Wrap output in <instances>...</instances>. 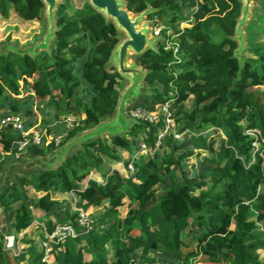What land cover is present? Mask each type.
Here are the masks:
<instances>
[{
	"label": "trees",
	"instance_id": "1",
	"mask_svg": "<svg viewBox=\"0 0 264 264\" xmlns=\"http://www.w3.org/2000/svg\"><path fill=\"white\" fill-rule=\"evenodd\" d=\"M123 1L132 14L150 10L146 18L163 27L156 47L137 58L147 71L139 106L154 111L170 101L176 131L187 129V141L167 134L155 148L161 119L135 121L108 141L81 144L53 168L7 180L0 190V210L10 214L6 232L0 228V264H49L43 260V229L51 232L58 224L79 234L49 244L52 264H159L153 253H168L169 264H264V42H253L256 34L249 33V56L238 54L239 0ZM67 6L56 7L50 50H0V118L18 115L30 129L25 119L33 117L35 101L50 109L51 121L79 117L71 129L64 126V143L114 113L124 81L110 63L122 36L112 21L88 3L73 13ZM44 8L42 0H0L3 19L13 9L23 21L39 20ZM182 22L189 25L180 28ZM166 38L178 46L177 57L164 49ZM215 131L223 135L218 147ZM19 138L8 127L0 129L2 151L13 157ZM142 143L152 153L141 151ZM54 149L29 144L23 155L46 156ZM201 150L209 152L205 166L185 175L186 160ZM117 163L122 170L132 164L133 173L124 175ZM25 188L40 194L33 204ZM56 194L70 195L87 214L90 208L103 211L84 230L77 212L56 214ZM123 205L127 211L120 217ZM7 234L23 247L18 254L4 249Z\"/></svg>",
	"mask_w": 264,
	"mask_h": 264
},
{
	"label": "rangeland",
	"instance_id": "2",
	"mask_svg": "<svg viewBox=\"0 0 264 264\" xmlns=\"http://www.w3.org/2000/svg\"><path fill=\"white\" fill-rule=\"evenodd\" d=\"M66 2L68 5L66 9L70 13H73L74 11L76 12L78 10H81L84 7L85 3H88L87 0H58L57 5L62 4V3H66ZM182 13L184 14L186 12L183 10ZM189 15H192V13L190 12ZM146 16L147 15L143 16L141 23H140V26L148 29L149 41H151L152 45L154 47H156L157 42L161 41V39H162L163 35L160 33V31L163 29V27L162 26H155V22H157V21L156 20H148L146 18ZM250 23H252V27H249ZM179 27L180 28L187 27V24L182 22L179 25ZM240 30H241L240 39L242 41L243 48L238 52V54L240 56H243L244 58H247L249 56V54L245 50V47L247 45V41H248L247 37L249 36V33H253L254 35L256 34V36L252 40L253 42H264V32H263V30H264V0H251L250 8H249V14L246 17V20L244 21V23L240 26ZM47 33H48V21H47V18L45 16V9L43 11L41 18L39 20H33V21L21 20L17 16V14L14 12L13 9L10 10L7 19H3L0 16V50H1L2 46H6V45H15L20 49L34 48V46H36L40 43H43L44 36ZM121 35H122L121 36V40H122L125 38V35L124 34H121ZM53 41H54V38H51L50 40H48V42H49L48 43V50H50L52 48ZM137 58H138L137 56L130 53L129 60L131 62H133V63L136 62L139 64ZM126 85H127V80L124 79L123 84H122L123 88ZM142 85L144 86V88H142V90L140 92V96L133 101L132 107L125 110V113L127 115H128V112L130 109H132L134 107L135 108L140 107L139 103L143 99L145 89L147 88V85L145 82H143ZM45 108L46 107H45L44 103H36V101L33 102L32 103V110H33L34 115H33V117H31L30 120L29 119H25V120L26 121L28 120L31 123L33 122L32 123L33 126L30 129H33L34 131H38L42 135H46V133L56 134V132L53 131V128H55L58 124L65 126L66 125L65 122H67V120L69 119V116H67V117L61 116L58 119V121L57 120L51 121V120H49V117L44 110ZM157 108H158V106L155 108V110H156L155 112H157ZM47 110L50 111L49 108H47ZM36 117L40 118V120H41V122L37 126H36V124H37ZM112 118H113L112 115L105 117L101 120V123L110 121ZM78 120H79V117H77V119L75 118L74 123H77ZM59 121H60V123H58ZM52 122H53V125H52ZM50 123H51V125H50ZM161 123H162V120H161ZM216 133H217V131H215V133H214L215 136L213 137V140L215 142L214 143L215 146L218 147L219 146V136H222L221 135L222 133L220 132L221 134L219 133L218 135ZM109 137H110L109 134L104 133L101 138L104 141H108ZM184 139L185 138L180 137L176 140H178L179 142H183ZM63 144H64V142L61 143V145H63ZM145 150L146 151L148 150L152 153V150H150L146 145H145ZM178 154H181V152L179 151ZM208 154H209V152L206 150L205 151L204 150L198 151V155H195V156H193L187 160L188 162L186 164V167L182 170V172L185 175L190 174L191 169L192 170L195 169L199 172L205 164L203 156H206ZM29 156L30 155L26 154V155H23V157L21 156V158L14 160V157H12L8 154H5L2 151V145L0 143V190H2L4 183L7 180H14V179H16L17 175H19V174H30V173L36 171L35 169H31L29 171L25 170V171H21V172L20 171H16V172L11 171V172L7 173V176L5 175L6 168L8 167V165H10V163L24 160L25 158H27ZM120 156L122 158L126 157V153L120 152ZM97 176H98L97 178L100 179V176L99 175H97ZM23 191L27 194V198H28L30 204H33L36 200V197L39 196L38 193L34 192V190H32L30 188H25V189H23ZM56 198H55V200L58 201V204L55 207L56 211H57V213H56L57 215H59V216H71L74 212H77V214L79 215L80 208H76L74 206V203L68 197L63 196V197H56ZM125 209H126V205L119 208V210L121 212H124ZM101 211H103V209L101 207L93 208L87 217L89 219H91V216L93 217L95 214H98ZM35 214H36V211H35ZM78 215H77V219H78ZM9 218H10L9 213H5L4 211L0 210V219H1V227L0 228H2V230L4 232H6L5 222L7 220H9ZM77 225H78V227H80L78 222H77ZM36 236H38V233H36ZM36 236L34 234V237H36ZM36 239H37V237H36ZM36 241H37V243H40L39 242L40 240L37 239ZM22 248L23 247L19 246V250L17 248L14 251H16V253L17 252L19 253L20 249H22ZM24 249H25V247H24ZM154 255L157 257L159 264H165V263L169 264L171 261V256L168 253H160V254L154 253ZM50 257L51 256H49L47 258L48 261H50ZM260 259L262 261H264V253L263 252L261 253Z\"/></svg>",
	"mask_w": 264,
	"mask_h": 264
},
{
	"label": "water",
	"instance_id": "3",
	"mask_svg": "<svg viewBox=\"0 0 264 264\" xmlns=\"http://www.w3.org/2000/svg\"><path fill=\"white\" fill-rule=\"evenodd\" d=\"M45 9V16L48 21V33L44 36L43 43L34 48H24L21 52L35 55L39 51L48 50V40L55 38V17L54 13L58 0H42ZM88 4L97 12L101 13L106 19L111 20L117 31L125 35L114 48L111 54L110 63L115 67L117 73L125 80L127 85L122 88L118 95V101L112 119L101 123V121L92 129L77 134L73 138L67 140L63 145L53 151L48 157L45 156H29L21 161L10 163L6 168L5 175L8 172L46 170L60 164L67 156L73 154L81 144L101 138L104 133L110 136L120 135L128 132L135 122L129 117L125 110L132 107L133 101L140 96V92L144 86L147 71L142 69L138 63L129 60L130 53L139 57L145 50L154 49L152 42L149 41V31L145 27H141L140 23L144 15L150 10H146L140 14H132L125 6L123 0H87ZM242 3L240 16L235 26V40L239 44L237 52L242 48L240 26L246 20L249 14L251 0H239ZM6 46H2L1 50ZM7 48V47H6ZM10 49H15L11 47ZM39 49V50H38Z\"/></svg>",
	"mask_w": 264,
	"mask_h": 264
},
{
	"label": "built area",
	"instance_id": "4",
	"mask_svg": "<svg viewBox=\"0 0 264 264\" xmlns=\"http://www.w3.org/2000/svg\"><path fill=\"white\" fill-rule=\"evenodd\" d=\"M188 26V22L186 23ZM165 50H172L173 57H177L179 50L178 46L175 44V42L172 41L171 38H166L165 40V45H164ZM170 101H166L164 104L158 106L157 112L154 111H147L143 109L142 107H134L129 110L128 116L131 117L134 121H143V122H149L152 124H155L159 121V119L162 120V126L160 130L157 133L156 137V142H155V148H157L160 144L161 141L163 140L164 136L167 134L173 135V138L178 139V138H183L186 133H188L187 129L182 130L181 132L176 131V123L175 119L173 117V114L171 112V107H170ZM74 119L73 117H69L67 120L66 125V130L71 129L74 125ZM8 127L11 129L13 132H16L19 134L20 138L16 142L17 150L14 153V159H19L23 154H25L26 149L29 144L32 145H40L41 143L43 144H53L54 146L58 147L60 146L63 138L67 135L65 131V135L62 134H48L42 135L38 131H34L33 129H25L23 120L20 116L14 115V114H9L5 115L2 118H0V129ZM252 136H255V133L257 131H247ZM253 146H257L256 142L253 143ZM141 151H146L145 150V145L141 144ZM140 151V152H141ZM148 153H151L150 151H146ZM136 157L138 156V153L135 155ZM134 168L132 164H128L126 170H122V173L125 174H131L133 173ZM88 214L84 212L82 209H80L79 215L77 222L80 225V228H89V222L90 219L87 217ZM35 222V221H34ZM78 226V225H77ZM79 234V232L76 231V229L69 225V224H58L54 227V229L51 232H46L45 229H43V235L45 240L42 242L41 247L44 249V258L43 260L46 261L49 264H52L47 260V258L50 256V243H57V242H62L65 237L70 236V237H76ZM19 250V246L17 244L16 236L14 234H7L4 236V249L12 254H18L15 249Z\"/></svg>",
	"mask_w": 264,
	"mask_h": 264
},
{
	"label": "crops",
	"instance_id": "5",
	"mask_svg": "<svg viewBox=\"0 0 264 264\" xmlns=\"http://www.w3.org/2000/svg\"><path fill=\"white\" fill-rule=\"evenodd\" d=\"M45 112L47 113L48 110L45 109ZM47 115H48V114H47ZM48 117H49V120H50V117H51V116L48 115ZM36 121H37V124H36V126H37V125L41 122V120H40V118H37V117H36ZM32 123H33V122H32ZM50 125H51V123H50ZM52 125H53V122H52ZM31 128H32V127H31ZM61 128H62V129H61V132H60V133H56V134H62V135H65L64 126L62 125ZM54 129H55V128H53V131H54ZM51 130H52V129H51ZM62 130H63V131H62ZM214 133H215V132H214ZM219 133H220V132L217 131L216 134H219ZM220 134H221V133H220ZM221 135H222V134H221ZM222 136H223V135H222ZM222 136H221V137H222ZM65 137H66V136H65ZM183 138H185V139L183 140V141L185 142V141H187V138H188V137L185 136V137H183ZM60 146H61V145H60ZM60 146H58V147H60ZM56 149H57V147H56ZM56 149H54L53 151H55ZM53 151H51L50 153H48L45 157H48ZM194 156H195V155H194ZM22 157H23V155H22ZM192 157H193V156H192ZM203 157H204V156H203ZM190 158H191V157H190ZM190 158H188V159H190ZM188 159H187V160H188ZM14 160H16V159H14ZM187 160H186V161H187ZM187 162H188V161H187ZM119 165H120V164L117 163V164L115 165L114 168H116V169H120V170H121L122 167H121V165H120V166H119ZM204 166H205V164H204ZM36 171H38V170H36ZM197 173H198L197 170H195V169L192 170V169H191L190 174H188V175L186 174V175H187V176H190V175H194V174H197ZM97 177H98L97 175H94V176H93V178H95V179H97V180H100V179L97 178ZM38 195L40 196V194H38ZM39 196H38V197H39ZM63 196H64V197H68L72 202H73V200H74L70 195H60V194H56V195H54L53 198L55 199L56 197H63ZM56 199H57V198H56ZM123 206H124V205H123ZM123 206H122V207H123ZM101 208H103V207H101ZM92 209H93V208H90V209L88 210V213H90V211H91ZM126 211H127V209H125L124 212H121V211L119 210L120 217H124ZM37 215H38V216H41L42 214L38 212ZM54 220H56V218H55ZM20 235H21V234H20ZM33 238H36V237L33 236ZM153 255H154V253H153ZM154 256H155V255H154ZM49 262H51V263L53 262V258H52V257H50V261H49Z\"/></svg>",
	"mask_w": 264,
	"mask_h": 264
}]
</instances>
